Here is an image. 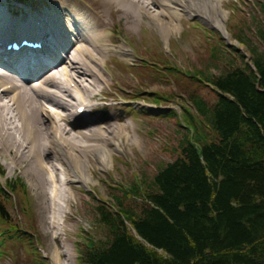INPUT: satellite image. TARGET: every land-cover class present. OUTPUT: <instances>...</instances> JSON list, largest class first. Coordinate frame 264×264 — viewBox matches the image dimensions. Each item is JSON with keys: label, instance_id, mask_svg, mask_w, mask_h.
I'll use <instances>...</instances> for the list:
<instances>
[{"label": "trees", "instance_id": "1", "mask_svg": "<svg viewBox=\"0 0 264 264\" xmlns=\"http://www.w3.org/2000/svg\"><path fill=\"white\" fill-rule=\"evenodd\" d=\"M250 11L235 27L238 47L210 44L213 65L180 71L160 54L136 70L141 83L130 98L156 105L184 99L147 93L146 84L186 78L180 90L190 106L179 117L187 125L169 149L173 159L150 180L135 176L96 202L94 220L106 236L77 243V264H264V0ZM171 115L178 116H162ZM38 244L25 185L0 182V259L46 264Z\"/></svg>", "mask_w": 264, "mask_h": 264}, {"label": "rangeland", "instance_id": "2", "mask_svg": "<svg viewBox=\"0 0 264 264\" xmlns=\"http://www.w3.org/2000/svg\"><path fill=\"white\" fill-rule=\"evenodd\" d=\"M119 1L49 0L44 2L43 0H33V2L30 1L31 3L25 5L11 3L12 7L24 12V21L30 17L35 21L41 17L40 15L47 14L53 22L52 15H54L57 17V20L54 21L55 26L66 28L67 22L65 20L67 17L71 20L83 19L98 34L105 37L109 54L105 57L106 65L104 67L101 66L104 63V57L97 54L89 44H85L88 52L87 54L84 53L83 43L80 51L75 53L76 59L78 55H81L82 59L76 61L77 66H72L73 63H71L68 65L70 67H67L66 64L67 70L64 73H67L72 79V84L77 90L76 99L78 101H81L82 95L93 99L98 94H102L104 89L107 93L106 97H109L106 99L107 105L114 108L115 115L122 118L120 124L110 122L111 125L104 127L101 125L102 122L85 129H75L81 134L89 136H91V132H95L96 136L86 139L78 137L77 143L81 151H75L74 154L79 157V154L83 155L79 158L78 169L70 168L68 164L72 166V163L70 159L65 160L64 155L61 157L62 162L54 154L41 161L40 169L45 171L43 173L44 189L39 185L40 173L42 172L27 170L29 166H34V159L30 157L18 159V150L7 149L0 143L3 150L0 152V158L5 162L0 159V169L5 173L2 182L17 178L25 183L33 201L36 226L39 232L38 252L46 264H77L79 260L76 250L77 243L83 244L84 238L88 237L95 241L104 240L106 233L94 220L97 202V196L94 192L102 200L110 201L112 193L109 189L113 186L117 184L126 185L135 176L138 178L145 176L150 180L161 165L160 162L166 163L173 159L170 150L175 142L181 138L184 131L182 127L187 125V121L179 117L182 114L181 107L190 106L189 102L185 103L189 93L181 91L184 89L183 81L186 78L165 77L164 84H147L148 86L144 89L147 93L160 92L164 95L176 92L181 95L183 101L179 99L177 102L165 104L159 108L142 101L129 102L130 107L135 108L137 112H140L142 108L146 111L137 116H129L118 108L119 100L126 99V94L124 95L125 84L136 87L141 83V80L139 79L135 83L136 80L131 79L133 72H125L119 64L115 63L114 59H118L123 63L122 65L131 66L138 62L142 63L141 59L150 61L152 56L157 60L158 55L163 54V57L171 65L178 66L183 71H192L213 65L209 60L210 44L219 40L227 46L234 44L238 47L235 41V27L239 26L244 19L249 21L250 10L254 2V0H214V6L202 4L209 12L206 14L196 13L197 9L193 8L194 6L185 9L181 3L175 2L176 0H129L132 6L129 11ZM136 3H143L145 7L140 5L141 9H139V5L135 7ZM55 7L56 9L60 7L66 14L67 11L75 14L66 15L57 11L48 14ZM140 10L145 12L146 17L144 19L137 18ZM173 12L178 19H171V15H174ZM18 17L21 18L22 15L19 13ZM0 20H5L2 13H0ZM17 25H22V23L19 22ZM72 28L75 33L78 32V27L72 26ZM211 33H213L212 37L210 36ZM100 43L102 42L98 41V48ZM120 47L125 50V55L118 53ZM89 50L92 52L90 53ZM101 50L104 52L103 48ZM92 57H96L99 62L90 64ZM149 66L152 67V65ZM211 70L212 72L215 71L213 68ZM162 72L165 75L166 71L163 70ZM65 82L66 79L62 75V80H59L61 89L57 88L56 85L51 87L54 89L52 93L55 96L61 92H66L65 87H62ZM68 85L69 83H67V87ZM47 86L50 85L47 84ZM84 86L87 87V90L90 89V92L83 89ZM15 94L17 95V92ZM45 94L47 96V92ZM12 95L11 93L1 94L0 104L8 103L11 105ZM203 95L208 101L213 100L214 94L212 92L208 95L203 91ZM38 98L45 99L42 96ZM48 98L52 100L54 97L50 95ZM90 104L96 106L101 103L92 101ZM120 104L124 105L123 102ZM78 105L79 103H71V110L74 111ZM122 107L126 108L127 106ZM48 109L50 108L48 107ZM170 110L175 111L178 116L171 115L159 119ZM125 112L128 111L125 110ZM40 113H42L40 114L41 118L46 122L45 128L48 129L49 124L52 123L46 116L50 114H45L42 110ZM61 113L62 121L60 123L64 125V131L67 132L71 129L66 127L65 115L63 112ZM11 114L14 125L16 127L22 126L19 118L15 116L16 113L11 110ZM93 117L101 116L95 115ZM73 133L77 132H69L68 134ZM56 146L62 147L59 143ZM13 150L16 161L12 162L15 160L11 154ZM57 150L60 151L61 149L57 148ZM59 163H62V167ZM6 164H11L10 170ZM17 165L16 171L13 172ZM0 264H12V262L7 259H0Z\"/></svg>", "mask_w": 264, "mask_h": 264}, {"label": "bare ground", "instance_id": "3", "mask_svg": "<svg viewBox=\"0 0 264 264\" xmlns=\"http://www.w3.org/2000/svg\"><path fill=\"white\" fill-rule=\"evenodd\" d=\"M119 2L123 7H126L127 11H129L130 7H132L129 3V0H120ZM175 2L181 3L185 9H187L189 6H194L193 8L197 9L196 13H209L207 9L202 6V4L204 5V3L214 6V0H176ZM138 5L139 7L140 5L141 7H145L143 3H136L135 7ZM141 7L139 9H141ZM56 11L66 14L60 7L57 9L55 7L48 14ZM0 13H2L5 17V20H0V54H2L1 51H3L5 44H9L10 42H12V40H15L17 38L35 39L37 42L41 41L44 45V50L41 52H29L24 55H15L16 59H19L18 64L7 62L12 61V59L4 60V56H0V99L2 100L1 94H13L10 99L11 105H9L8 103L0 104V143L3 146H6L7 149L13 148L18 150V159L29 157L34 159V166H29L27 170H29L30 172H42L40 173L41 179L39 185L42 189H44L45 179L43 173L45 171L40 169L41 161L47 158L49 155L54 154L56 155V157H59V160H61L62 162L63 159L61 157L64 155V157L66 158L65 160L70 159L72 163V166H70L68 164V161H66L68 166L70 168L78 169L79 158L83 156L79 154V157L74 154L75 151H81L77 143L78 137L86 139L90 138L91 136H96L95 132H91V136H89L86 134H81L76 130L85 129L89 126L99 125L102 122L103 123L101 125H104V127L111 125L110 122L120 124L119 122L122 118L115 115L113 110L114 108L110 107L109 105L92 106L90 104V102L92 101L103 103L104 101H106V99L109 98L106 97L107 93H105L104 89L102 94H98L93 99L86 98V96L81 94V101H78L76 99L77 90L73 91L71 88L67 87V83H69L70 85L73 81L67 75V73H64L66 72L67 67H70L68 65L73 63L71 64L72 66H77L76 61L82 59L81 55H78L76 59L75 53H78L80 51V49L82 48L81 44L83 43L85 47L83 49L84 53L87 54L88 52V48L86 49L85 44H89V46L92 47L97 54H99L101 57H104V63L101 65L102 67H104L106 65L105 57L107 54H109L108 44L105 43V37L101 34H98L95 29L92 28V26H90L83 19L75 18L73 19V22V20L67 17L65 21L67 22L68 26L66 24V28H62L59 26H55L54 21L57 20L56 16L52 15V17L54 18V21L52 22L51 18H49L47 14H42L40 15L41 17L36 19L35 21H33L30 17L27 19V21L23 22L26 26V29L31 30V33H26V31L21 28L22 25H17V23L23 21V19L25 18V14L11 8L8 0H0ZM18 13H20V15H23L24 17H17ZM70 13L75 14L71 11H67V14ZM150 16H152L151 13ZM140 17L141 19H144V17H146L145 12L142 10H140L139 17L137 16V18ZM173 18H177L175 13L173 16L171 15L172 20ZM38 22H40L41 24H38ZM72 26L78 27L77 33H75ZM18 29H21V31L19 32ZM81 30L83 31L80 32ZM5 31H9V33L15 34L8 35L9 33H4ZM48 36H52V38H48ZM49 39H53V42H57L53 43V47L55 48V50H58V55L53 54V50H47ZM98 41L102 42L99 45L100 49L98 48ZM102 48L104 49V52L103 50H101ZM59 52H61L60 55ZM91 52L92 51H90V53ZM118 53L121 55L126 54L125 50L122 47L119 48ZM90 59V64H97L99 62L98 60H96V57H92ZM62 75L66 79L65 84L62 86L65 87L66 92L63 90L65 93L61 92L58 94V96H55L52 93V90L54 89H51V87L56 85L57 88L61 89L59 80H62ZM47 84H49L50 86H47ZM73 86L75 87V85ZM125 87L131 88L132 86L125 84ZM47 89H50V91H47ZM83 89L87 90V87L84 86ZM87 91L90 92V89H88ZM16 92L17 95L15 94ZM45 92H47V96ZM50 95L54 97L52 100L48 98ZM40 96L44 97L46 100L38 98ZM71 103L80 104L78 105V107H76L75 111H77V108L83 106L89 113H99V116L101 117H91L86 121L79 122L80 118L76 115L77 112L72 113L70 109V114H68V109L71 107ZM48 107L50 109H48ZM11 110L16 113L15 116L19 118L18 120L19 122H21L22 126L16 127L14 125L15 123L12 117L13 115L11 114ZM40 110L45 112V114H50L46 116V118L49 119L52 123L49 124L48 129L45 128L46 122H44L41 118L40 114L42 113H40ZM61 112H63L65 115L66 127H69V129H71L67 132L64 131V125L60 123L62 121ZM110 113L111 116H109ZM74 131L77 133L68 134L69 132ZM51 135L53 136L51 137ZM57 143L61 144L62 147H57ZM50 148L52 149L50 150ZM57 148H60L61 150L58 151ZM0 152H3L1 145ZM11 154L14 156V150L11 151ZM13 161H16V157L15 160H12V162ZM6 165L9 169L10 165ZM59 165L61 166L62 163H59ZM17 167L18 165L15 167V170H13V172L16 171Z\"/></svg>", "mask_w": 264, "mask_h": 264}]
</instances>
